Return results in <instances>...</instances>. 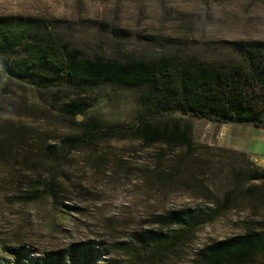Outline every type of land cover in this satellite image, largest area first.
<instances>
[{"label":"rangeland","instance_id":"rangeland-1","mask_svg":"<svg viewBox=\"0 0 264 264\" xmlns=\"http://www.w3.org/2000/svg\"><path fill=\"white\" fill-rule=\"evenodd\" d=\"M0 16L30 20L57 44L112 60L176 56L218 66L237 58L230 43L264 41V0H0ZM140 93L102 86L82 96L91 106L72 117L62 109L76 100L73 91L33 87L0 70V264L72 245L93 249L89 264H204L207 245L258 230L264 205L255 216L247 202L191 230L165 217L209 214L232 190L240 159L217 149L245 148L264 169V130L176 114L197 147L211 148L191 155L188 165L176 162L185 151L145 148L127 134L64 145L80 138V124L89 120L135 125L144 116ZM48 147L58 159L49 158ZM145 232L164 244L140 238Z\"/></svg>","mask_w":264,"mask_h":264},{"label":"trees","instance_id":"trees-1","mask_svg":"<svg viewBox=\"0 0 264 264\" xmlns=\"http://www.w3.org/2000/svg\"><path fill=\"white\" fill-rule=\"evenodd\" d=\"M229 46L237 58L218 66L176 56L103 59L51 41L30 20L0 16V70L33 87L59 86L73 91L76 100L63 105L66 115L81 116L91 106L90 99L82 96L102 86L141 91L138 103L144 116L135 125L102 127L89 120L80 124L81 137L66 139L64 145L88 141L95 134H127L145 148L160 146L169 151H185L186 156L176 161L184 165L190 163L191 155L211 148L197 147L191 128L181 127L173 117L176 114L212 124L264 130V41L233 42ZM47 151L49 158L58 159L54 147ZM216 152L240 159L231 171L232 190L222 202H214L209 214L172 212L165 217L169 224L191 230L208 222L209 216H223L241 202H247L255 216L257 207L264 205V169L254 165L244 153L226 149ZM249 183H259L260 187L243 190ZM256 225L258 230L247 229L240 236L207 245L201 252L203 263L264 264V217ZM139 237L154 245L164 244L153 232ZM88 251L93 259V249L80 245H72L65 252L47 253L40 259L19 253L17 264H89ZM20 259L26 262L21 263Z\"/></svg>","mask_w":264,"mask_h":264},{"label":"crops","instance_id":"crops-1","mask_svg":"<svg viewBox=\"0 0 264 264\" xmlns=\"http://www.w3.org/2000/svg\"><path fill=\"white\" fill-rule=\"evenodd\" d=\"M233 125V124H231ZM232 151H236V152H241V153H244L246 154L252 161H255V159L252 158L251 154L248 152V150H246L245 148H231Z\"/></svg>","mask_w":264,"mask_h":264}]
</instances>
